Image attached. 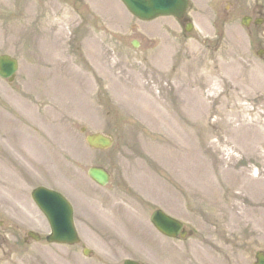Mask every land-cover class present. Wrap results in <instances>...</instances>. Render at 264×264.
Masks as SVG:
<instances>
[{"label":"rangeland","instance_id":"1","mask_svg":"<svg viewBox=\"0 0 264 264\" xmlns=\"http://www.w3.org/2000/svg\"><path fill=\"white\" fill-rule=\"evenodd\" d=\"M191 1L186 33L172 18L140 22L120 0H0V56L20 63L13 84L0 78V264H254L264 251L263 154L250 172L228 169L211 147L218 139L199 129L215 131L214 111L236 84L256 101L242 103L248 115L264 116V23L242 25L264 16V0ZM55 79L79 99L61 106L54 134ZM194 80L215 91L214 103L186 88ZM83 129L111 135L113 148L91 151ZM44 134L49 157L36 153ZM93 166L112 173L109 186L89 178ZM42 186L71 201L80 245L45 241L50 228L32 199ZM157 209L190 235L160 234ZM29 231L43 241L25 243Z\"/></svg>","mask_w":264,"mask_h":264},{"label":"bare ground","instance_id":"2","mask_svg":"<svg viewBox=\"0 0 264 264\" xmlns=\"http://www.w3.org/2000/svg\"><path fill=\"white\" fill-rule=\"evenodd\" d=\"M52 83L49 84V86L50 88L53 87L51 89L53 93L57 91V102L60 103L59 105H55L53 107L51 114L52 117L48 120L50 123V127H52L51 132L55 134L58 125H60L63 121V117L60 113L62 109L61 106L64 109H66L67 107L69 108L70 99L78 100L79 98L73 92L68 93L66 92V89L61 90V82H59V79H55ZM206 85L207 83L205 81L203 84H201L200 81L199 83H197V81L194 80L192 81V83L186 86V88L191 89L192 87H200L199 93L202 98L205 99L206 102L213 100L214 103L213 97L215 96V91H205L207 87ZM235 87H230V95L225 102V106L220 107L217 111H214V114H216L217 116L214 121V125L216 127L215 131H206L205 124L197 125H200L199 129L201 130L202 136L205 141L210 142V140H214V138L218 139V143L213 142L211 144V147H213L216 155L220 153L224 155L226 160L222 158V160H220V163L227 164L228 169H233L241 166L242 170L240 171V173H247L251 171L252 165L250 163L255 162L257 164L261 161L258 154H263L264 156V152L261 151L262 149L264 150V116L257 111L255 113L251 112L250 115H248L250 109L248 105H243L242 103L244 101L254 102L255 100L251 98L250 95L245 94V92L242 94L240 91H238V87H240V89H243L240 84H236ZM188 94L192 93L190 92ZM229 105L231 106V108L227 109ZM43 118L47 119V117L44 116V113ZM201 119V121H204L205 115L202 116ZM256 137L259 138L255 140L257 142L256 145L251 146L249 151L246 150L247 148L244 147L245 140H254V138ZM38 140L43 144L44 135L40 136ZM51 151L53 150L51 149ZM245 151H248L250 154H247L248 152L244 153ZM37 152L39 153V155H43V149L37 147ZM236 152L238 155L236 154ZM262 164L264 165V163ZM88 212L91 213L90 210H88ZM258 212L260 214H264V207L261 206L257 210V213ZM114 224L118 225L119 223L115 220ZM101 231H103V229Z\"/></svg>","mask_w":264,"mask_h":264},{"label":"water","instance_id":"3","mask_svg":"<svg viewBox=\"0 0 264 264\" xmlns=\"http://www.w3.org/2000/svg\"><path fill=\"white\" fill-rule=\"evenodd\" d=\"M129 11L137 18L150 21L162 16H174L182 18L188 7L187 0H122ZM247 19L244 24L248 25ZM261 24V21H257ZM17 70V63L9 58L0 60V76L10 78ZM87 143L93 149L106 150L113 145L110 136L92 135L87 137ZM89 176L99 185L106 186L110 181V175L101 168H93L89 171ZM33 197L48 217L52 226V236L48 238L51 243L73 245L79 242L72 220V209L70 205L58 194L38 189L33 193ZM152 223L164 235L176 238L182 232L183 225L178 221L168 217L162 211H156L152 216ZM183 237L185 234H181ZM38 241L39 237L31 234ZM88 254V252H86ZM257 263L264 264V253L256 255ZM125 264H136L126 262Z\"/></svg>","mask_w":264,"mask_h":264},{"label":"flooded vegetation","instance_id":"4","mask_svg":"<svg viewBox=\"0 0 264 264\" xmlns=\"http://www.w3.org/2000/svg\"><path fill=\"white\" fill-rule=\"evenodd\" d=\"M214 11H220V8H218V7H217V8H215V10H214Z\"/></svg>","mask_w":264,"mask_h":264}]
</instances>
